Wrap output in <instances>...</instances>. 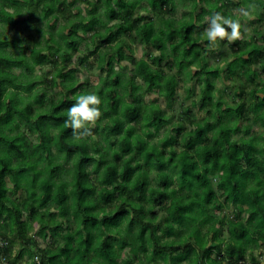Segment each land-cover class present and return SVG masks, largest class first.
<instances>
[{
  "label": "trees",
  "instance_id": "obj_1",
  "mask_svg": "<svg viewBox=\"0 0 264 264\" xmlns=\"http://www.w3.org/2000/svg\"><path fill=\"white\" fill-rule=\"evenodd\" d=\"M65 1L30 3L42 9L41 15L47 19L54 10L66 13L72 2ZM103 1L107 17L118 23L101 35L94 32L99 22L93 14L87 23L79 22L83 33H93L100 40L79 63L90 67L94 60L103 62L105 55H95L99 45L110 48L120 35L136 34L140 43L153 47L158 55L152 57L156 67L143 59L134 61L131 75L122 80L111 68L114 61L125 59L124 48H131L119 42L112 49L106 62L110 83L97 89L103 101L97 121H106L102 133L108 140L102 149L89 143L92 132L84 137L73 135L65 123L67 108L85 92L73 88L69 72L62 73L63 67L59 68L47 82L50 88L56 87L59 77L65 91L48 108H43L46 88L33 90L34 67L56 55L62 43L77 51L75 29L60 37L61 44L50 35L44 43L47 54L42 48L28 45L16 55L0 52V241L5 244L0 256L6 257L9 264H18L22 253L29 257L38 254L31 264H144L140 256L148 260L158 257L162 264L167 260L170 264H181L183 260L187 264H257L255 258L249 261L245 255L258 241L264 247V143L231 139L239 123L226 122L220 104H213L214 82L210 75H217V68L212 72L200 70V78L192 80L197 81L202 107L208 108L205 119L194 122L185 117L190 129L177 124L172 129L175 133L164 132L158 144L149 141L168 118L154 103L146 105L144 97L154 91L170 104L179 82L175 74L160 68L161 62L166 60V66L174 65L186 77L189 68L193 64L200 67L203 60L200 37L193 35L194 22L180 29L166 22L164 29L155 30L150 20L134 17L141 0H114V6L110 0ZM147 1L157 12L172 4V0ZM89 4L97 6V2ZM16 6L15 0H3L0 20L14 24V14L5 9ZM53 28L54 24H48L49 31ZM174 37L177 42H172ZM167 45L174 53L171 60L165 58ZM258 52L255 46L251 52L242 51L238 67L236 60L228 63L229 73L235 75L238 68L248 82H254L258 70L252 71L249 66ZM90 56L94 59L89 60ZM61 57L69 61L71 56ZM258 62L264 71V60ZM16 68L22 71L15 74ZM257 91L263 97H255L249 107L264 125V85L258 90L253 88L249 95L254 97ZM18 93L28 94L31 100L21 105ZM212 105L214 108L209 109ZM228 113L226 110L225 115ZM22 126L34 136L33 143L19 131ZM59 157L70 159L71 167L63 169ZM143 166L156 168V187H147ZM91 172L95 173L93 180ZM22 190L25 197L14 199ZM156 205L163 206L161 218L155 212ZM210 206L215 211L233 208L226 224L228 240L222 247L217 245L222 218ZM72 225L75 228L70 231ZM206 225V234H211L209 241L197 228ZM48 239H60L54 250L46 244ZM16 245L22 250L12 258L9 249Z\"/></svg>",
  "mask_w": 264,
  "mask_h": 264
},
{
  "label": "rangeland",
  "instance_id": "obj_2",
  "mask_svg": "<svg viewBox=\"0 0 264 264\" xmlns=\"http://www.w3.org/2000/svg\"><path fill=\"white\" fill-rule=\"evenodd\" d=\"M15 1L17 3L16 7L5 9L7 12L14 14L15 23L11 24L0 20V52L7 55H16L21 49L28 45L29 47L34 46L36 48H42L44 54H47L49 51L45 49L44 43L47 42L50 35L61 44V42H63L60 38L61 36H68L72 29H75L77 32L74 38L77 51L73 48L66 47L65 44L62 43L61 50L56 55L49 56L47 62L34 67L32 76L36 77V82H34L35 88L33 90H39L43 87L46 88L43 108H48L50 102H56L65 93L60 87L61 85H59V77L56 79L58 84L56 87L50 88L47 83L59 68L63 67L62 73L69 72L71 74L70 81L73 82V88H76L77 92H86L88 90L97 92L100 85L109 84L110 78L107 75L109 68L106 66V62L108 57L112 54V49L115 48L119 42H123L125 46L129 45L131 48L130 51L124 48L123 53L125 59L119 63L114 61L113 67L111 68L113 72H117L121 75L122 80L131 75L134 61L139 59L146 60L152 67H156L155 64L152 63V57L158 55L157 51H155L153 47L140 43L136 34L135 37L120 35L116 41L110 44V48L99 45L95 55H105L103 62L94 60L92 64L89 63L90 67H88L86 63H79V59L86 57L100 42V40L93 36V33H83L78 25L79 22L83 24L87 23L90 14H93L99 22V24L94 26V32H98L101 35L107 33V28L118 23V21H113L107 17L106 5L103 0H66V4L72 2L71 6L67 5V12L60 14L57 10H54L52 15H49L47 19L43 18L41 15V11L43 10L35 7V4L30 3V0ZM43 1L46 4L50 0ZM96 2L97 6L89 4H94ZM0 3H3V0H0ZM110 5L114 6V0H110ZM90 9L92 10L91 13H89V11H91ZM116 11H118L117 8ZM216 12H220L228 18H235L240 21L241 36L239 38L233 41H229L225 38L218 43H209L204 30L212 14ZM141 16L144 17L146 21L150 20L155 30L164 29L166 22L172 23V25L178 29L185 28L190 21L194 22L196 29L193 35L195 38L197 36L200 37L199 42L202 49L200 54L203 59L200 67L193 64L189 68V74H187L186 77L182 72L178 71L174 65L166 66V60L161 62L160 68L165 70L166 73L175 74L179 82L170 104H167L166 101L154 91L144 97L146 105L154 103L168 118L167 123L164 124L160 131L149 141L152 144H158L164 132L170 131L172 134L175 133L172 129H175L177 124L182 125L186 129H190L191 124L183 120L185 117L194 122H201L205 119L208 108L202 107L197 81L195 83V80H192L194 78H200V70L212 72L217 68L219 70L217 75H210V79L214 82L213 104H220V109L223 112L222 116L226 122H230L231 124L236 122L239 123V127L232 132L231 139L237 142H240L241 139H255L258 145L264 143V125L255 118V114L249 107L253 101H256L255 97H263V94L259 91L256 92L254 97H251L249 93L253 88L258 90L264 85V71L259 69L260 65L258 62L264 60V0H172V4L167 8H163L160 12L152 9L147 0H141L134 10V17L137 18ZM48 19L50 20L48 21ZM48 24H54L53 30L49 31ZM177 41V37H174L172 40V42ZM254 46L259 49V52L254 53V61L249 67L252 71L258 70V78H256L254 82H248L246 76L238 68L235 69L237 71L235 75L229 73L227 69L228 63L236 60V66L238 67L239 62L237 58H239V54L247 50L251 52ZM164 54L166 59L171 60L174 53L171 52L170 47L167 45ZM62 55H69L71 57L69 61H64L61 57ZM92 59H94V56L89 57V60ZM87 61L88 60H86V62ZM13 71L15 74H19L22 69L16 68L13 69ZM41 80H45V83H38ZM243 85H245L244 88H242ZM188 91L191 95H188ZM118 92H121V89H118ZM127 98L128 97L125 96V101H128ZM17 99L22 101L21 105H26L31 100V97L28 94L18 93ZM213 108L214 105L210 106L209 109ZM238 109H240L241 114L237 113ZM226 110H229L227 115H225ZM235 112L240 115H237ZM105 124L106 121H97L95 125L92 126L93 130L96 132L93 133L92 130L89 143H92V146L94 144L95 148L98 147L102 149L108 142V140H104V134L102 133ZM19 131L24 133L30 143H33L34 136L30 134L24 126H22ZM137 132H140V129L139 131L137 130ZM58 162L63 169H69L71 167L70 159L64 160L59 157ZM143 168L146 169L147 173V187H156L158 185L155 177L156 168L146 166H143ZM94 177L95 173L91 172V179L93 180ZM7 184L11 186L10 183ZM215 184V179L213 178L212 186L214 190H216ZM24 197L25 192L23 190L13 196L14 199ZM217 197L220 202H223L224 199L220 197L219 193H217ZM113 208L112 206L110 210ZM209 208L212 212L216 213L217 217L222 218V225L219 228L218 234L219 243L216 242L218 243L217 245L222 247L228 240L226 224L228 219L233 215V208L225 207L220 211H215L211 206ZM155 212L159 218L163 217V206L156 205ZM207 226L208 225L205 227H197L201 231V236L205 237ZM74 228L75 227L72 225L70 231ZM0 231H2V229H0ZM210 238L211 234H206V239L208 241ZM59 240L60 239H56L52 241L48 239L46 244L50 243V246H52L50 250H54V246L58 244ZM189 241L192 242L193 240H188V242ZM21 250L19 245L11 247L9 249L10 257L13 258L14 256H18ZM168 250L170 251V249ZM32 253L33 251H31V254ZM35 255L38 254L33 253L29 257L28 254L22 253V258L18 261V264H31ZM172 256V253H170L169 257L171 258ZM251 257L255 258L257 264H264V247L259 241L248 248L245 259L250 261ZM128 258L130 259V256ZM140 259L144 264H162V261L158 257L153 260H148L144 256H140ZM170 263L171 260H167L166 264ZM132 264L138 263L133 262ZM181 264H187V260L181 261Z\"/></svg>",
  "mask_w": 264,
  "mask_h": 264
},
{
  "label": "clouds",
  "instance_id": "obj_3",
  "mask_svg": "<svg viewBox=\"0 0 264 264\" xmlns=\"http://www.w3.org/2000/svg\"><path fill=\"white\" fill-rule=\"evenodd\" d=\"M241 23L238 19L228 18L216 12L212 14L205 34L209 43H218L227 39L233 41L241 36ZM101 96L94 90H88L75 97V102L67 108V123L73 135L81 137L91 134L96 121L101 116Z\"/></svg>",
  "mask_w": 264,
  "mask_h": 264
},
{
  "label": "built area",
  "instance_id": "obj_4",
  "mask_svg": "<svg viewBox=\"0 0 264 264\" xmlns=\"http://www.w3.org/2000/svg\"><path fill=\"white\" fill-rule=\"evenodd\" d=\"M5 244L2 242V241H0V249L2 248L3 249V246H4ZM0 262H1V264H9L8 262H7V259H6V257H4V256H0Z\"/></svg>",
  "mask_w": 264,
  "mask_h": 264
},
{
  "label": "bare ground",
  "instance_id": "obj_5",
  "mask_svg": "<svg viewBox=\"0 0 264 264\" xmlns=\"http://www.w3.org/2000/svg\"><path fill=\"white\" fill-rule=\"evenodd\" d=\"M243 183V182H242Z\"/></svg>",
  "mask_w": 264,
  "mask_h": 264
}]
</instances>
